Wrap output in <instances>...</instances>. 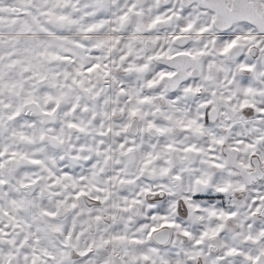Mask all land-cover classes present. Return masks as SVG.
Returning <instances> with one entry per match:
<instances>
[{
	"label": "snow or ice",
	"instance_id": "1",
	"mask_svg": "<svg viewBox=\"0 0 264 264\" xmlns=\"http://www.w3.org/2000/svg\"><path fill=\"white\" fill-rule=\"evenodd\" d=\"M0 264H264V0H0Z\"/></svg>",
	"mask_w": 264,
	"mask_h": 264
}]
</instances>
